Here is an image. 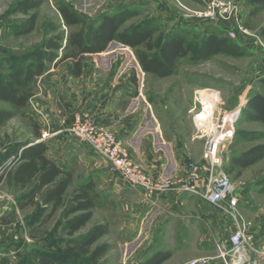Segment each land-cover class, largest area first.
<instances>
[{
  "label": "rangeland",
  "instance_id": "obj_1",
  "mask_svg": "<svg viewBox=\"0 0 264 264\" xmlns=\"http://www.w3.org/2000/svg\"><path fill=\"white\" fill-rule=\"evenodd\" d=\"M14 1L0 0V62H3L6 56H20L27 53L43 39L56 32H62L66 37L70 32L78 31L81 28L85 29V26L67 27L63 24L55 8L56 4L60 2L70 4L82 15L85 25L100 14L112 12L118 4L122 3L131 8H137L139 15L125 21L121 28L144 19H152L158 30L155 35L156 38H160L165 34V29L161 27L163 21L152 12L155 10L153 9L155 8L154 3L144 5L133 2L130 4V0H43L39 8L30 11V13H37L34 30L25 35H15L14 32L21 28V23L26 15L10 13V7ZM226 1L238 3L242 23L251 35L243 39L238 35L234 39L227 38L223 33L226 29L223 25L219 27L217 24L203 21L202 18H198L201 24L196 26L186 25L182 22L184 28L180 33L186 36L188 40H194L195 42H199L209 34L225 37L230 42L238 44V47L244 51L243 55L233 56L218 52L199 62H191L188 57H183L178 61V70L175 75L146 79L144 86L141 87L143 89V99L138 100L139 104L145 106L147 103L150 108L157 110L159 122L162 121L165 125L166 136L175 137L174 144L177 148H180L186 142L184 146L186 145L188 149L201 150L204 139L203 132L199 131L195 122V117L201 114L200 101L204 99L211 100L213 97L216 101L215 110L220 111L238 106L237 104L242 102L245 103L247 97L255 92L264 94V89L259 83V79L264 76V34L260 33L264 26V5L255 4L251 0ZM174 2L180 9L186 8L190 11H204L205 9L202 0H197L191 6L181 0H174ZM189 10L186 12L190 13ZM210 26L216 29L206 30ZM63 43L65 44V41ZM135 52V48H127L117 41H112L108 44L105 55L99 57L87 55L84 65L86 71L93 72L98 68L105 70L112 63L110 69L114 70L115 76L124 77L127 74L126 70L129 69L128 72L131 73L132 64L137 59ZM99 58L103 62L100 63L99 67H96L95 62ZM66 62L68 63V61ZM66 62L63 65H66ZM50 68H52V65L49 66ZM120 85L123 86L122 96H126L124 102L126 100L128 102L130 97L133 98V87L127 83V80L120 81ZM129 86H131V89L127 88ZM32 97L25 108L16 109L14 117L0 126V176L15 165V161L9 162L11 155L7 157L10 149L17 144L32 142L35 139L34 132L46 126L44 116H41L35 104L37 102ZM3 108L12 109L13 107L11 104L0 100V109ZM241 109L242 107H240ZM261 128L262 126L259 123L242 121L239 115L234 136L224 148L223 159L226 165L231 156L259 142L257 140L246 141L237 132ZM189 160L195 161V159L190 158ZM68 168L73 175V181L67 191L65 203H67L68 195L82 181V178H80L82 167L78 161L69 162ZM263 174L264 158L242 170L239 175H236L235 171L230 173L238 192L243 189H258L256 181ZM25 193V190L10 185L5 177L0 180V219H12V223L7 225L2 224L0 221V254L6 255L11 264H34L36 256L41 253L51 252L66 255L65 250L68 244H72L76 238H80L87 233L96 223H111V226H108V233L91 246L93 248L99 244L109 245L107 252L96 264H140L157 250L171 251V261L169 260L165 264L186 255H190V257L184 258L182 263L204 255L215 257L216 259H213V261L217 264H225V259L230 263V258L219 256L222 251L229 249V246H227L228 233L226 234L225 231L219 230L217 235L213 231L212 241H207L209 235H204L203 239L205 241L202 240L196 243H161V238L153 236L156 233L155 228L151 229L149 235L147 232L149 227L143 226L142 236L135 241H126L125 230H128V228H124L122 224L126 223L125 219H128L129 214L126 213L123 206L112 205L108 196H102V192H99L94 199L93 218L73 236H68L65 230L66 220L63 217L64 209L59 208L51 216L46 217L49 206L42 207L38 197L35 202L20 209L17 205L24 202L22 198ZM145 234H148L147 239L141 241L145 238ZM198 240H200L199 237ZM71 255L78 256L70 253ZM77 258L83 260L85 256L80 255ZM256 264H264V260H259Z\"/></svg>",
  "mask_w": 264,
  "mask_h": 264
},
{
  "label": "crops",
  "instance_id": "obj_2",
  "mask_svg": "<svg viewBox=\"0 0 264 264\" xmlns=\"http://www.w3.org/2000/svg\"><path fill=\"white\" fill-rule=\"evenodd\" d=\"M181 1L190 6L197 2V0ZM129 2L144 5L154 3L155 10L152 12L163 21L161 27L165 29V34L169 31L181 34L183 23L193 26L201 24L191 13L178 8L174 0H130ZM136 10L138 11L137 8ZM137 15L139 12L129 19ZM212 28L210 26L206 30ZM106 51L107 48L101 53L91 55L103 56ZM67 61L68 63L62 61L56 65L52 64V68L38 76L33 83L32 98L37 102L35 104L41 116H44L46 126L39 129L41 136L39 138L35 136L32 142L43 141L48 148L46 156L65 171L71 172L68 168L69 162L78 161L82 167V175H80L82 181L78 186L88 182L92 184L94 206L91 219L95 208V196L102 192V196H108L112 205L123 206L129 214L128 219H125L126 223L122 224L124 228H128V230L124 229L126 241H135L142 236L143 226L149 227L147 230L149 235L151 229L155 228L156 233L153 236L161 238V243H196L205 241L204 235H209L207 241H212L213 231L217 235L219 230L229 234V221L215 209L205 206L198 198L173 193H164L154 199L147 198L140 190L132 188L109 173L103 157L90 150L67 131L76 115L85 116L93 125L106 127L115 132L126 146L131 158L140 163L149 175L178 176L184 173L186 160L190 158L197 162L201 161L202 146L200 151L190 150L186 145L184 146L185 142L183 146L177 148L174 144L175 137L166 136L165 125L162 121L159 122L157 110L150 108L147 103L144 106L138 102L143 99L141 87L144 86L145 80L159 77L143 72L136 59L132 64L131 72L134 71L136 74L137 94L133 98L130 97L128 102L127 100L124 102L126 96H122L123 86L120 85V81L127 80V83L132 85L129 69L126 70L127 74L124 77L115 76L114 70L110 69L112 63L108 65V69L98 68L88 72L83 61L82 73L73 75L70 69L71 61ZM64 62L66 65H63ZM101 62L103 60L99 58L95 62L96 67H99ZM63 66L66 68L64 69ZM127 88L131 89V86ZM44 132L47 135L43 137ZM260 193L258 189H243L238 192L239 210L244 218L253 222L251 227L253 237L257 242L263 243L264 194ZM105 225L108 227L111 223ZM144 237L141 241H145L148 234ZM188 257L190 255L178 257L168 264H181L182 260ZM171 258L170 254V257L161 264L171 261ZM211 264L217 262L212 261Z\"/></svg>",
  "mask_w": 264,
  "mask_h": 264
},
{
  "label": "trees",
  "instance_id": "obj_3",
  "mask_svg": "<svg viewBox=\"0 0 264 264\" xmlns=\"http://www.w3.org/2000/svg\"><path fill=\"white\" fill-rule=\"evenodd\" d=\"M255 4L264 5V0H251ZM43 0H15L10 7V13L23 14L26 18L17 29L15 35H25L32 32L36 26L37 13L32 12L41 6ZM126 4V3H125ZM112 12L100 14L85 25L80 15L70 4L57 3L55 8L67 27L81 26L75 32L64 37L62 32L43 39L36 47L20 56H6L0 62V100L12 105V109H0V126L15 115V110L25 108L33 95L32 85L35 79L44 74L50 65L62 61H71V73H82L83 61L87 55L103 52L111 41H117L125 46L136 49V58L140 68L145 73L164 78L175 75L178 61L188 57L191 62L208 59L214 53L222 52L233 56H241L238 44L215 34H209L199 42L188 40L183 34L169 31L156 38L157 28L152 19H144L138 23L121 28L130 17L138 14L134 8L118 4ZM264 34V26L261 29ZM65 41V44L63 43ZM142 47V48H140ZM61 52V53H60ZM130 81L133 87L132 96L137 94V78L131 72ZM264 89V76L259 79ZM242 121L258 122L261 129L240 130L237 132L246 141H259L229 158L226 169L228 173L242 170L264 158V95L255 92L247 97L245 106L240 111ZM37 138L39 132H34ZM47 146L43 141L17 144L10 149L7 157L16 158L15 165L0 176L10 185L25 190L26 193L17 207L35 202L39 198L42 207L49 206L46 217L51 216L57 209L63 208L65 230L68 236H73L92 217L93 196L91 182L81 184L69 195L67 203V188L72 182V174L60 168L46 156ZM258 191L264 193V174L256 181ZM22 200V201H23ZM2 224L12 223V219H0ZM108 232L107 225L97 223L80 238L68 244L65 254L41 253L36 256L34 264H96L109 249L108 244L91 246ZM74 255L85 256L83 260ZM168 250H159L140 264H161L170 257ZM0 264H11L9 258L0 254Z\"/></svg>",
  "mask_w": 264,
  "mask_h": 264
},
{
  "label": "built area",
  "instance_id": "obj_4",
  "mask_svg": "<svg viewBox=\"0 0 264 264\" xmlns=\"http://www.w3.org/2000/svg\"><path fill=\"white\" fill-rule=\"evenodd\" d=\"M202 2L204 11L187 9L191 15L219 27L223 25L226 28L223 33L227 38L234 39L238 35L243 39L251 35L242 23L238 3L226 0ZM214 99L212 97L211 100L200 101L201 114L195 117L197 128L203 132L204 138L201 161L186 160L185 172L178 176L149 175L140 163L131 158L115 132L93 125L85 116L76 115L67 131L103 157L109 173L140 190L147 198L154 199L164 193L194 196L205 206L215 209L229 221V249L222 251L219 256L230 258V263L225 259V264H256L259 260H264V242L256 241L251 233L253 222L244 218L239 210V194L223 159L224 148L234 136L240 107L245 103L228 110L216 111ZM46 135L44 132L43 137ZM15 160L11 156L9 162ZM213 259L215 257L204 255L182 264H211Z\"/></svg>",
  "mask_w": 264,
  "mask_h": 264
}]
</instances>
